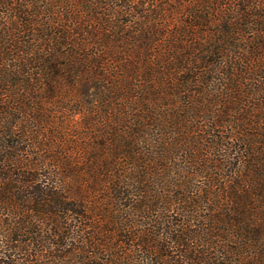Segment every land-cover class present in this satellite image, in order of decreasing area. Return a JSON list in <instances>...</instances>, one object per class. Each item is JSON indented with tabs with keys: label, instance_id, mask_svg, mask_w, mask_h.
I'll return each instance as SVG.
<instances>
[{
	"label": "trees",
	"instance_id": "16d2710c",
	"mask_svg": "<svg viewBox=\"0 0 264 264\" xmlns=\"http://www.w3.org/2000/svg\"><path fill=\"white\" fill-rule=\"evenodd\" d=\"M0 264H264V0H0Z\"/></svg>",
	"mask_w": 264,
	"mask_h": 264
}]
</instances>
